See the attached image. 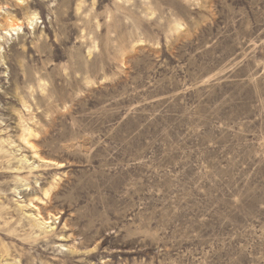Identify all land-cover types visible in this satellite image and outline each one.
I'll list each match as a JSON object with an SVG mask.
<instances>
[{
	"label": "rangeland",
	"instance_id": "obj_1",
	"mask_svg": "<svg viewBox=\"0 0 264 264\" xmlns=\"http://www.w3.org/2000/svg\"><path fill=\"white\" fill-rule=\"evenodd\" d=\"M0 7V264H264V0Z\"/></svg>",
	"mask_w": 264,
	"mask_h": 264
},
{
	"label": "bare ground",
	"instance_id": "obj_2",
	"mask_svg": "<svg viewBox=\"0 0 264 264\" xmlns=\"http://www.w3.org/2000/svg\"><path fill=\"white\" fill-rule=\"evenodd\" d=\"M5 9H7V7H5ZM1 11H2V9L0 7V12ZM38 19H39V16L36 13L29 15L28 16V25L30 27H33L34 24L38 21ZM22 28H23V22L19 19H13V18L11 19L10 18L7 25L4 26V25L0 24V30L2 31V33L0 34V42H5V41H8L9 39H13L14 36H19V33H20ZM4 53H5V50L3 49L2 45L0 44V60H2ZM26 126H27V124H26ZM26 129H27V131H30V129H28V128H26ZM31 132H33V131H31ZM29 204H28V206L32 205V204H30V205ZM34 206H36V205H34ZM21 207H23V206H21ZM39 211L40 210H37L36 213H30L29 214L34 219L35 224L38 225L39 227L46 228V229H51V230L56 229L54 226H52L54 223V221H52V220L53 219L56 220L59 217L52 216V215H50L49 217H45L42 215L43 213H41V211L40 212Z\"/></svg>",
	"mask_w": 264,
	"mask_h": 264
},
{
	"label": "built area",
	"instance_id": "obj_3",
	"mask_svg": "<svg viewBox=\"0 0 264 264\" xmlns=\"http://www.w3.org/2000/svg\"><path fill=\"white\" fill-rule=\"evenodd\" d=\"M0 14H2V13H0Z\"/></svg>",
	"mask_w": 264,
	"mask_h": 264
}]
</instances>
